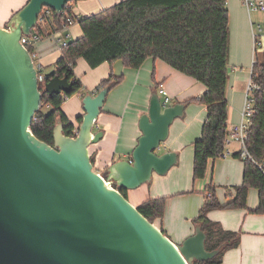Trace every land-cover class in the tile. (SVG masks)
Returning a JSON list of instances; mask_svg holds the SVG:
<instances>
[{"label":"water","instance_id":"1","mask_svg":"<svg viewBox=\"0 0 264 264\" xmlns=\"http://www.w3.org/2000/svg\"><path fill=\"white\" fill-rule=\"evenodd\" d=\"M75 0H29L0 26V264H193L218 255L206 249L207 235L198 225L176 244L147 219L118 187L135 190L166 175L178 163L164 148L173 122L185 103L165 106L155 91L141 114L142 132L132 156L94 168L90 146L104 132H94L115 83L83 98L76 136L58 122L54 145L31 130L45 93H72L68 78L38 82V67L23 35H31L42 9L60 14Z\"/></svg>","mask_w":264,"mask_h":264},{"label":"trees","instance_id":"2","mask_svg":"<svg viewBox=\"0 0 264 264\" xmlns=\"http://www.w3.org/2000/svg\"><path fill=\"white\" fill-rule=\"evenodd\" d=\"M69 19L80 23L83 35L70 39L62 46V55L45 75L68 78L73 83L72 93L44 94L41 108L35 114L31 130L40 140L54 145V129L59 121L64 133L76 136L82 122L76 127L66 117L62 105L66 99L85 90L75 74L79 58H84L91 68L105 62L122 60L129 68L138 69L153 57L161 59L179 72L205 85L206 90L198 99L207 107V117L202 135L194 143V178L207 176L209 163L224 154L228 136L227 87L229 80V55L231 43L228 0H123L89 16H77L70 3L60 14L50 8L44 23H38L34 31L42 38L62 30ZM34 52V44L27 45ZM251 81L253 115L248 129L247 148L252 158L245 162L243 181L234 186V198L227 204L219 199L216 186L211 182L205 191V201L195 221L207 235L206 249L221 248L215 257L193 264H221L224 253L240 244V232L226 230L221 223L210 220L209 213L217 209L248 208L251 188L259 193V205L251 210L264 214V46L256 51ZM124 75L113 72L104 79L98 90L110 83L120 84ZM234 156L241 158L240 152ZM129 199L130 190L118 187ZM167 205L166 197L150 198L137 205L139 211L152 223L162 219ZM164 232V231H163ZM165 233V232H164ZM166 234V233H165Z\"/></svg>","mask_w":264,"mask_h":264},{"label":"crops","instance_id":"3","mask_svg":"<svg viewBox=\"0 0 264 264\" xmlns=\"http://www.w3.org/2000/svg\"><path fill=\"white\" fill-rule=\"evenodd\" d=\"M29 0H0V26L6 27L11 18ZM123 0H75L70 3L77 16H89ZM230 14L231 43L229 55V80L227 87L228 130L242 121V111L256 51H263L264 37H258L261 21L255 20L243 0H228ZM264 34V31H263ZM83 35L80 23H74L34 44L36 64L41 68L54 66L62 55L60 41L76 39ZM262 44L259 46L257 42ZM124 75V80L109 92L99 115L94 132L103 131L98 143L90 146L95 170L107 176L108 167L119 160L131 158L142 132L139 128L141 114L149 109L152 94L163 87L172 100L169 105L185 103L182 117L170 127V134L160 152L175 151L178 163L163 176L154 174L151 183L131 190L137 196L136 206L150 198L166 197L167 205L160 227L176 244H182L193 235L199 223L195 221L205 201V191L211 182L223 204L235 195L234 186L243 181L245 162L234 156L241 146L231 141L227 148L231 154L222 155L209 163L204 179L194 178V143L201 138L207 107L198 99L206 87L201 82L174 69L161 59L148 58L144 64L133 69L122 60L105 62L91 68L84 58H79L75 74L85 90L66 99L62 110L76 127L78 117L85 113L83 98L96 94L100 83L110 76ZM46 75V74H45ZM134 204V203H133ZM259 205V193L251 188L248 208L217 209L209 213L212 221L219 222L226 230L238 231L240 244L228 249L221 264H264V214L251 212Z\"/></svg>","mask_w":264,"mask_h":264},{"label":"built area","instance_id":"4","mask_svg":"<svg viewBox=\"0 0 264 264\" xmlns=\"http://www.w3.org/2000/svg\"><path fill=\"white\" fill-rule=\"evenodd\" d=\"M243 4L248 9L249 12H262L264 13V0H243ZM50 13L49 8H43L42 12L38 18V23H44L46 16ZM74 24V22L69 19V25L64 26V30L69 26ZM35 28V27H34ZM261 30V26L259 25V31ZM42 36L33 30L31 35H23V44L27 47L28 44H35L37 41L41 40ZM69 40L60 41L61 46L65 45ZM260 46L262 43L260 41L257 42ZM62 48V47H61ZM31 53V52H30ZM34 58L35 66L38 67V71H40L41 67L36 64V53L35 51L31 53ZM256 62V58L254 59V63ZM253 63V65H254ZM47 81L44 74L38 73V82L44 88V84ZM256 89L255 84L252 81L248 84L247 95L244 102V108L242 111V121L239 124L232 125L230 130H228V136L226 139V146L223 155L231 154L230 150L227 148L231 141L237 142L240 148V156L243 159L252 158L248 148H247V139H248V129L251 124V117L253 115V100H252V92ZM158 93L162 98V102L165 106H168L171 103V96L168 94L167 90L163 87L159 88Z\"/></svg>","mask_w":264,"mask_h":264},{"label":"rangeland","instance_id":"5","mask_svg":"<svg viewBox=\"0 0 264 264\" xmlns=\"http://www.w3.org/2000/svg\"><path fill=\"white\" fill-rule=\"evenodd\" d=\"M253 17L255 20L261 21L262 29L257 33V35L259 38L260 37L263 38L264 37V34H263V31H264V13H262V12L254 13ZM258 29H259V27H258ZM42 71L44 74L49 75L53 71V66H46V67L42 68ZM128 197L132 203H134V204L138 203L139 198L137 196H135L134 191L130 190L128 193Z\"/></svg>","mask_w":264,"mask_h":264}]
</instances>
